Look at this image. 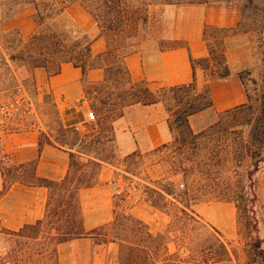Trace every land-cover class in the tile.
<instances>
[{
    "label": "crops",
    "instance_id": "0c3cea01",
    "mask_svg": "<svg viewBox=\"0 0 264 264\" xmlns=\"http://www.w3.org/2000/svg\"><path fill=\"white\" fill-rule=\"evenodd\" d=\"M57 1L58 4L64 2ZM163 9L162 34L158 39L146 41L136 52L128 55L125 65L132 81L146 82L153 93L193 81H196L198 92L209 87L213 106L188 118L193 133L199 134L212 126L220 113L248 102L240 74L253 71L259 65L254 36L249 30L225 38V56L230 74L222 79H212L203 66L194 69L192 60L199 61L210 56L204 40L206 27L232 29L242 24L243 2L202 0L167 5ZM35 13L33 6L19 8L14 18L5 24V28L19 29L22 36L27 38L36 30ZM65 13L93 39L92 54H104L107 49L106 40L100 35L94 18L79 3L69 6ZM260 36L264 40V31ZM30 76L36 98L49 96L52 99L65 128H75L81 132L90 123L88 114L96 106L86 97L84 74L80 67L65 62L57 74L51 75L40 67L34 69ZM104 77L103 68H94L88 70L85 79L97 84ZM17 87L27 91L22 82ZM169 117L170 113L162 103L138 104L128 108L113 123L116 156L123 159L133 153L148 154L170 142L172 133ZM14 125L13 130L3 135L0 144V191L4 185L1 164L17 167L36 162L38 177L56 182L64 180L70 169V151L58 144H44L40 151L44 129L33 120ZM124 175L129 174L123 171L122 164L104 163L98 183L80 190L79 200L86 232L113 222L114 196L123 191L126 183ZM48 195L49 190L44 186L28 185L17 179L12 181L7 191L0 196V232H19L26 225L43 220ZM193 209L224 237L236 236L238 210L234 203L207 202L197 204ZM129 211L145 222L152 233L164 234L169 216L151 206L145 198L131 205ZM119 252L120 245L116 242L99 244L93 238L82 237L57 245V260L53 264H120ZM0 264L3 262L0 261Z\"/></svg>",
    "mask_w": 264,
    "mask_h": 264
},
{
    "label": "trees",
    "instance_id": "16d2710c",
    "mask_svg": "<svg viewBox=\"0 0 264 264\" xmlns=\"http://www.w3.org/2000/svg\"><path fill=\"white\" fill-rule=\"evenodd\" d=\"M196 1L199 0H64L63 6L60 8L57 0H0V68L13 77H15V70L22 67L26 68L30 74L34 69L41 67L53 75L60 72L63 63L72 62L83 71L85 93L91 103L93 101L87 91L88 84L94 85L97 91H100L98 87L101 88L108 83L114 72L116 74L124 72L132 87L144 86L143 94L137 98L134 104H156L162 102L161 96L167 93L171 95L170 99L174 104V109L169 110L168 122L174 142H178L179 138L185 135L193 140L202 137L209 138L222 132L224 121L229 119L232 121L233 127H241L247 131L249 141L253 140L260 147H264V86L261 90V98L254 99L246 81V76H252L258 67L253 71L240 74L248 102L220 113L218 120L199 134L193 133L188 118L213 106L209 87L206 86L201 92H198L196 81H193L190 84L163 88L158 93H153L146 82H134L129 75L125 58L137 51L133 40L140 24L146 21L138 16L144 10L143 8L157 4L174 5ZM76 3H79L94 18L105 37L107 49L104 54L97 56L92 54V39L86 35H83L81 40L73 39L68 35L64 38L65 30L63 31V27L53 20L55 15L63 9ZM25 6H33L36 10L34 15L36 30L27 38L22 36L19 29L7 30L5 28V24L14 18L15 11ZM111 15L119 17L118 23H120L116 28L117 33L113 36L108 34L113 26V21L110 20ZM125 15L131 16L129 35L122 36L121 25ZM242 32L250 31L242 29L241 23L232 29L206 27L204 40L207 42L210 56L199 61L192 60L194 69L197 66H203L209 71L212 79L227 77L230 70L225 56L224 40L230 35ZM82 42H84V46H82ZM92 56L94 58L90 65L77 61L79 58L91 60ZM262 62L264 63V61ZM259 64L261 65L260 59ZM94 68L105 70L104 80L97 84L89 83L85 79L88 70ZM253 84L258 85L256 80H253ZM103 104L106 105L104 101ZM92 110L98 114V132L96 133L81 134L75 128L63 127L64 138H57V143L52 142L47 135L41 134L40 151L44 144H58L70 151V169L64 180L56 182L38 177L36 162L17 167L1 164L4 185L0 196L16 179L28 185L44 186L48 188L49 195L43 220L26 225L19 232L3 231L0 234L17 239H30L36 238L43 232L54 245L52 250L54 261L57 260V245L82 237L93 238L99 244L118 243L120 248L122 247L119 256L120 264H225L232 262L234 258L239 261L238 253L229 247L223 234L206 223L195 212L188 200L180 203L182 206L177 203L178 194L173 188V183L164 179L151 181L143 186L146 195L145 201L170 216L169 211L166 210L165 202L169 197L174 198L175 202H171L176 207V212L172 215L173 230H168L164 234L152 233L145 222L130 213L129 208H120V201H124V193H121L114 196L113 222L91 232L85 231L79 192L81 189L93 187L98 183V176L104 163L116 164L113 161L116 150L113 151L108 145L114 144V121L123 116V114L114 116L111 126L105 127L102 118L99 117V110L95 108ZM99 130L106 132L102 133ZM66 134L72 135V138H66ZM139 155L133 153L123 159L124 165L127 166L126 173L135 176L128 167L130 161ZM260 162H264V159ZM258 163L256 162L254 165V171H257ZM253 174L251 172L250 176ZM123 177L125 180L130 179L128 175ZM188 193L189 190L184 195ZM227 202L237 204L236 199H229ZM236 207L239 211L240 207L238 205ZM199 231L207 233L205 242L194 240L192 232ZM173 233L174 238L171 236ZM172 243L174 252H171L170 248ZM194 256L196 258H193ZM246 257L245 264H264V249H262L259 240H255Z\"/></svg>",
    "mask_w": 264,
    "mask_h": 264
},
{
    "label": "rangeland",
    "instance_id": "374dc122",
    "mask_svg": "<svg viewBox=\"0 0 264 264\" xmlns=\"http://www.w3.org/2000/svg\"><path fill=\"white\" fill-rule=\"evenodd\" d=\"M240 1L244 5L242 29L251 30L256 53L261 61V65L259 64L255 73L250 77L246 76L247 86L254 99H260L264 86V63L262 62L264 61V40L260 36L264 27V0ZM63 3L60 2L58 7L61 8ZM165 6L167 5L157 4L148 8L144 7V10L138 15L146 21L140 24L138 32L134 34L133 41L137 50L146 41L158 39L162 34L164 30L163 8ZM110 18L113 21V26L108 34L113 36L117 33L116 28L120 23H118L119 17L116 15H111ZM130 18L131 16L125 15L122 20V36L129 35ZM53 20L63 27V31L65 30L64 38L68 35L73 39L81 40L83 35H86L91 39L74 20L66 15L65 9L55 15ZM96 27L98 28L97 23ZM98 31L103 36L99 28ZM82 46H84V42H82ZM93 58V56L91 60L79 58L77 61L90 65ZM20 69L22 70L19 72V69L15 70V77H13L0 68V103L7 105L13 103L15 98L20 99L17 114L7 121V130H13L16 123L22 124L26 120H33L40 128L44 129L42 134L57 143V138H64L62 135L64 126L60 121L56 105L49 96L41 99L36 98L29 71L24 67ZM207 73L210 75L209 71ZM253 80H256L258 85L255 86ZM19 82H22L23 86L27 88L26 92L17 87ZM98 88L100 91H97L94 85H87L89 96L96 109L99 110V117L102 118L105 127L111 126L114 116L124 115L128 108L138 105L134 102L143 94L144 90V86L132 87L124 72L118 74L114 72L109 82ZM170 96L169 93L161 96L162 102H160L168 113H170L169 110L174 109ZM103 101L106 105L103 104ZM92 111L95 113L96 119L82 128L81 134L98 132V114L95 110ZM103 131L106 132L105 130L101 132L103 133ZM65 137L72 138V135L66 134ZM44 140L46 141L45 138ZM108 147L113 151L116 150L115 144L108 145ZM123 159H119L115 155L113 161L118 165L122 164L123 171H125L127 166L124 165ZM263 159L264 147H260L253 140L249 141L247 131L241 127H233L232 121L229 119L224 121L222 132L209 138L202 137L193 140L185 135L179 138L178 142H174L172 137V140L165 146L148 154H140L130 161L128 168L134 172L135 176L128 175L130 179L126 180L124 185L122 191L124 201H120V208L128 209L142 198H146L143 186L160 179L173 183V188L178 194L177 203L180 206L184 200H188L194 208L195 205L201 203H226L229 199H236L237 204L232 203L240 207L237 212L238 231L233 238L224 237V240L231 249L238 253L239 261L234 258L233 262L225 264H245L247 252L251 250L255 240H259L262 249H264V162H260ZM256 162H259V166L257 171H254ZM251 172L254 173L253 176H250ZM133 184L134 186H132ZM118 189L116 186V190ZM188 190L189 193L184 195ZM171 202H175L173 197H169L165 202L170 219L164 233L174 229L172 215L175 214L176 207ZM192 234H194L195 241L205 242L207 239V233L204 231L192 232ZM171 236L174 238V233ZM53 248V243L43 232L36 238L30 239H17L0 234V261L4 264H17L18 262L20 264H53ZM170 248L171 252H174L173 243Z\"/></svg>",
    "mask_w": 264,
    "mask_h": 264
},
{
    "label": "built area",
    "instance_id": "2783aa9c",
    "mask_svg": "<svg viewBox=\"0 0 264 264\" xmlns=\"http://www.w3.org/2000/svg\"><path fill=\"white\" fill-rule=\"evenodd\" d=\"M20 103V99L15 98L14 102L11 104L0 103V144L2 137L7 130V121L11 120L17 114L18 104ZM88 119L90 121H95L96 116L93 111H90L88 114ZM183 187V185H182Z\"/></svg>",
    "mask_w": 264,
    "mask_h": 264
}]
</instances>
